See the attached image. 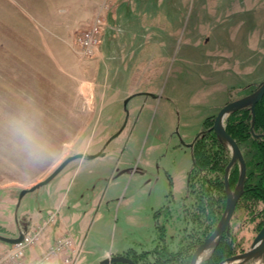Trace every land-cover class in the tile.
Listing matches in <instances>:
<instances>
[{
  "label": "rangeland",
  "instance_id": "1",
  "mask_svg": "<svg viewBox=\"0 0 264 264\" xmlns=\"http://www.w3.org/2000/svg\"><path fill=\"white\" fill-rule=\"evenodd\" d=\"M28 5L0 0V235L18 236L61 203L52 211L82 248L76 264L129 251L149 264H176L175 255L204 239L212 223L208 213L192 219L202 211L188 188L190 145L221 108L264 81V0L140 1V16L119 12L121 24L138 28L137 42L112 65L109 55L82 57L75 46L74 36L92 24L69 31ZM114 85L137 95L116 102ZM82 152L70 163L81 164L65 175L69 181L62 179L66 166L17 207L21 190ZM263 205L237 204L232 256L251 247L264 225ZM0 245V253L12 246ZM244 264H264V253Z\"/></svg>",
  "mask_w": 264,
  "mask_h": 264
},
{
  "label": "trees",
  "instance_id": "2",
  "mask_svg": "<svg viewBox=\"0 0 264 264\" xmlns=\"http://www.w3.org/2000/svg\"><path fill=\"white\" fill-rule=\"evenodd\" d=\"M252 112L250 107H245L231 113L227 117L226 129L229 134L238 142L247 163V177L245 182V190L240 200H245L246 207L252 210V206L256 202H264V135L256 136L255 134H264V97L256 106V123L254 133L252 132ZM210 123L207 124L205 130L195 138L191 148L193 166L190 171V179L188 183L189 192L193 190L197 196L196 202L202 213L193 216L192 219L203 220L208 213L211 220L210 227L205 226L203 229L204 239L206 240L215 229L226 206V191L224 174L225 169L231 159L226 142H224L212 130ZM247 139H251L253 147L242 148V144ZM223 151L227 155L222 156ZM212 152V154H210ZM221 154V155H220ZM222 159H225L222 161ZM222 162H225L223 165ZM237 164V163H236ZM234 164L230 171L229 182L231 188H235L239 177V169ZM213 192L212 196L209 194ZM239 200V202H241ZM238 202V203H239ZM194 205H197L194 202ZM198 209V207H197ZM219 210V211H218ZM262 216L264 215V205L261 208ZM196 223V221H194ZM264 222L261 223L262 226ZM192 227V226H191ZM209 227V228H208ZM195 233V232H194ZM230 233V232H229ZM226 233L219 244L212 248L207 259L200 264H219L225 258L231 257L237 249H234L231 240V234ZM194 237L190 235V237ZM194 241V245L187 246L186 249L178 252L177 257L173 260L176 264H190L193 252L201 242ZM125 256L131 258L137 264H149L147 261L140 259L137 255L126 252ZM161 261V260H160ZM114 264H127L125 262H115Z\"/></svg>",
  "mask_w": 264,
  "mask_h": 264
},
{
  "label": "water",
  "instance_id": "3",
  "mask_svg": "<svg viewBox=\"0 0 264 264\" xmlns=\"http://www.w3.org/2000/svg\"><path fill=\"white\" fill-rule=\"evenodd\" d=\"M263 97H264V81L260 84V86L252 94L226 104L223 108H221V110L219 111V113L217 114L214 120L212 130H214V132L218 135L219 138H221L224 142H226L227 145H229V147L231 148V153H232L231 159L225 169V174H224L226 194H227V205H226L224 214L222 216V219L220 220L214 232L204 242L200 243L195 249L192 255L190 264H200L205 253L219 244L225 232H230L231 220L233 218L237 204L245 190V182H246V177H247V163H246V160L244 158V155L242 153V150L238 142L236 141V139L232 137L231 134L228 133L226 129V125H225V120L231 113L237 110H240L242 108H245V107H250L252 116H253L252 129H254V126L256 123V106ZM121 131H119L114 136H112V138L118 136ZM255 135L262 136L264 134H255ZM192 145L193 143H191L190 147ZM99 155H100V152L96 154H88L87 158L91 159ZM84 157H86V154L83 152L67 157L45 179L41 180L40 182H37L30 188L21 190L17 207L20 206L21 200L28 192L34 191L44 185L49 184L57 175H59L65 169V167L69 163H71L75 159L84 158ZM236 163H239L240 174H239L237 185L235 186L234 189H232L230 186V182H229V176H230V171L233 165ZM23 237H24V231H21L19 235L16 237H8V236L0 235V240L12 245V244L19 243L20 241H22ZM263 253H264V225L259 231V233L256 235V237L254 238V241L252 242L251 247L246 252L225 258L219 264H224V263H229V262H234V261H239V264H244L249 259L260 257ZM115 262H125L127 264H137L131 258L125 255H120V254L106 257L99 264H114Z\"/></svg>",
  "mask_w": 264,
  "mask_h": 264
},
{
  "label": "crops",
  "instance_id": "4",
  "mask_svg": "<svg viewBox=\"0 0 264 264\" xmlns=\"http://www.w3.org/2000/svg\"><path fill=\"white\" fill-rule=\"evenodd\" d=\"M28 1H29L28 9L35 17L38 18L42 17L43 19L50 17L56 19L57 21L60 20V22H62V26H66L69 31L75 29V27L77 26L85 25V28L89 27L96 18V16L101 12L105 16L107 24H106L105 34L103 36V43L100 47L101 54L98 55V57L100 58L102 54H104V56L109 55L108 61L112 65L113 63H116L117 56L121 58L125 55V53H122L123 48L127 51V48H129V46L133 48L134 42H137V33L135 32H137L138 28L135 31L133 25L121 24L122 22H120L121 19L119 20V12L126 11L130 13V16H132L133 14H135L136 16L137 15L140 16L138 12L141 11V9L137 7L138 2L143 1L145 3L146 0H113L114 4H112V6H108L107 9L104 8V5L101 8L104 0H28ZM105 1L107 3L109 2V0H105ZM45 22L47 21L45 20ZM154 27L155 26H151L149 28L153 30H157ZM139 28L143 29L142 26ZM75 37L76 35L74 36V38ZM125 57L127 61V59L129 58L127 54ZM112 80H114V78ZM113 87H114L113 90L116 93L115 94L117 99L116 102L119 101L118 99H122L123 96L124 97L129 96V99H131L132 97L137 95V92H135V90L128 88L123 89L121 88L122 86L117 87L115 85ZM80 164H77V166L75 167H70V163H69L67 165L68 170L62 176L63 181H67V180L69 181L71 177L65 179V175L67 176L72 172L76 173L79 169ZM61 183L62 182L60 181L59 184ZM60 206L61 203L55 205L52 209H50V211L56 209L59 210L62 209L60 208ZM48 213L45 217L42 216L41 218L42 219L48 218ZM63 219L64 218L62 216L60 218V214H59L58 222L55 228L52 229L53 232L51 233V235L49 234L47 235L48 241H53L55 235H58L59 232L62 233L63 230L68 231ZM0 247L3 248L4 246L0 245ZM43 248L44 247L41 246L39 250H42Z\"/></svg>",
  "mask_w": 264,
  "mask_h": 264
},
{
  "label": "built area",
  "instance_id": "5",
  "mask_svg": "<svg viewBox=\"0 0 264 264\" xmlns=\"http://www.w3.org/2000/svg\"><path fill=\"white\" fill-rule=\"evenodd\" d=\"M104 4V8H107ZM105 16L100 13L92 25L75 37V46L82 57L94 58L103 43ZM58 211H51L48 218L24 231L19 243L0 253V264H76L82 248L78 247L73 236L62 232L48 241L47 233L58 221ZM43 246L42 250H39Z\"/></svg>",
  "mask_w": 264,
  "mask_h": 264
},
{
  "label": "flooded vegetation",
  "instance_id": "6",
  "mask_svg": "<svg viewBox=\"0 0 264 264\" xmlns=\"http://www.w3.org/2000/svg\"><path fill=\"white\" fill-rule=\"evenodd\" d=\"M100 154H101V152H100ZM189 179H190V175H189ZM189 179H188V183H189ZM225 191H226V187H225ZM226 205H227V197H226ZM225 209H226V206H225ZM225 209H224V211H225ZM223 214H224V213H223ZM221 219H222V218H221ZM231 221H232V220H231ZM216 227H217V226H216ZM216 227H215V229H216ZM215 229H214V230H215ZM214 230H213V232H214ZM213 232H212V233H213ZM226 233H229V232H225V234H226ZM225 234H224V235H225ZM210 235H211V234H210ZM224 235H223V236H224ZM222 238H223V237H222ZM220 241H221V240H220ZM196 247H197V246H196ZM195 249H196V248H195ZM211 250H212V249H211ZM211 250H210V252H211ZM194 251H195V250H194Z\"/></svg>",
  "mask_w": 264,
  "mask_h": 264
},
{
  "label": "bare ground",
  "instance_id": "7",
  "mask_svg": "<svg viewBox=\"0 0 264 264\" xmlns=\"http://www.w3.org/2000/svg\"><path fill=\"white\" fill-rule=\"evenodd\" d=\"M224 264H228V263H224Z\"/></svg>",
  "mask_w": 264,
  "mask_h": 264
}]
</instances>
